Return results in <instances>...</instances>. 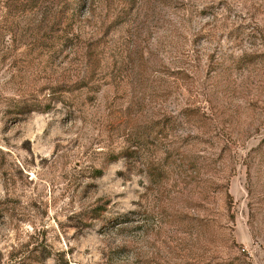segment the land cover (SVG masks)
I'll return each mask as SVG.
<instances>
[{
    "label": "rangeland",
    "instance_id": "374dc122",
    "mask_svg": "<svg viewBox=\"0 0 264 264\" xmlns=\"http://www.w3.org/2000/svg\"><path fill=\"white\" fill-rule=\"evenodd\" d=\"M0 264H264V0H0Z\"/></svg>",
    "mask_w": 264,
    "mask_h": 264
}]
</instances>
